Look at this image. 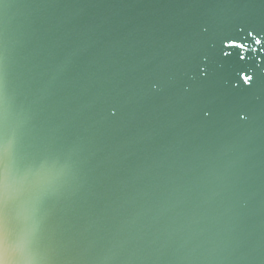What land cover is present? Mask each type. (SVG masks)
Segmentation results:
<instances>
[{"label": "water", "instance_id": "obj_1", "mask_svg": "<svg viewBox=\"0 0 264 264\" xmlns=\"http://www.w3.org/2000/svg\"><path fill=\"white\" fill-rule=\"evenodd\" d=\"M0 264H264V0H0Z\"/></svg>", "mask_w": 264, "mask_h": 264}, {"label": "snow or ice", "instance_id": "obj_2", "mask_svg": "<svg viewBox=\"0 0 264 264\" xmlns=\"http://www.w3.org/2000/svg\"><path fill=\"white\" fill-rule=\"evenodd\" d=\"M261 44H262V41H261ZM229 46H231V47H245L244 45H242V44H237L236 42H235V40H233V42L229 45ZM242 60L243 59H245V57L243 56V57H240ZM240 77H241V79L245 82V83H251V81H252V79H253V77H250L249 75H247V74H245V73H243V72H241L240 73Z\"/></svg>", "mask_w": 264, "mask_h": 264}, {"label": "clouds", "instance_id": "obj_3", "mask_svg": "<svg viewBox=\"0 0 264 264\" xmlns=\"http://www.w3.org/2000/svg\"><path fill=\"white\" fill-rule=\"evenodd\" d=\"M260 41L258 40L257 43H259Z\"/></svg>", "mask_w": 264, "mask_h": 264}]
</instances>
